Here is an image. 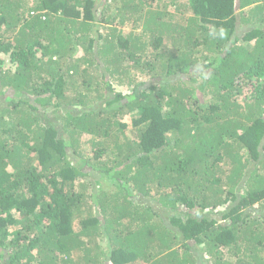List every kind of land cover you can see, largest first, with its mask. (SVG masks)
I'll list each match as a JSON object with an SVG mask.
<instances>
[{"label": "trees", "instance_id": "16d2710c", "mask_svg": "<svg viewBox=\"0 0 264 264\" xmlns=\"http://www.w3.org/2000/svg\"><path fill=\"white\" fill-rule=\"evenodd\" d=\"M0 98V264H264V0H0Z\"/></svg>", "mask_w": 264, "mask_h": 264}, {"label": "rangeland", "instance_id": "374dc122", "mask_svg": "<svg viewBox=\"0 0 264 264\" xmlns=\"http://www.w3.org/2000/svg\"><path fill=\"white\" fill-rule=\"evenodd\" d=\"M175 14H179L178 12H174ZM103 30V29H102ZM125 31L127 32V31H129V29H125ZM8 60V59H7ZM4 66L6 67V68H8L9 66H10V63L7 61V62H5V64H4ZM118 88H119V90H117V88L115 87V89H116V91L118 92H124V93H131V90H129V89H127L126 87H124V86H120V85H116ZM0 103H2L3 104V102H2V98H0ZM91 139V137H89V136H85L83 139H82V141H84L86 144H84L83 146V149H85L86 151V153H88V156H91V155H93L94 154V149H93V147H91V145L89 146V144H87V141L88 140H90ZM198 254V253H197ZM204 261H206L205 262V264L207 263V259H206V257H204L203 259H202V263H204ZM201 263V264H202Z\"/></svg>", "mask_w": 264, "mask_h": 264}, {"label": "clouds", "instance_id": "9594fccd", "mask_svg": "<svg viewBox=\"0 0 264 264\" xmlns=\"http://www.w3.org/2000/svg\"><path fill=\"white\" fill-rule=\"evenodd\" d=\"M113 87H116V88H117V90H119V88H118L116 85H113Z\"/></svg>", "mask_w": 264, "mask_h": 264}]
</instances>
